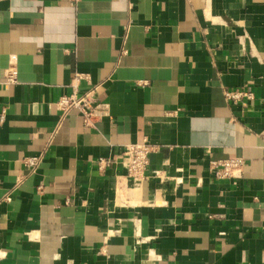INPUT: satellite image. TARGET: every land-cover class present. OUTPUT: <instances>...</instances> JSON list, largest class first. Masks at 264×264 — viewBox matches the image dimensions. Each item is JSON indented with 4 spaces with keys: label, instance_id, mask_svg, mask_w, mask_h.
<instances>
[{
    "label": "crops",
    "instance_id": "crops-1",
    "mask_svg": "<svg viewBox=\"0 0 264 264\" xmlns=\"http://www.w3.org/2000/svg\"><path fill=\"white\" fill-rule=\"evenodd\" d=\"M76 73L110 103L96 128L57 108ZM5 107L0 264H264V0H0ZM143 140L136 184L115 160Z\"/></svg>",
    "mask_w": 264,
    "mask_h": 264
},
{
    "label": "built area",
    "instance_id": "built-area-1",
    "mask_svg": "<svg viewBox=\"0 0 264 264\" xmlns=\"http://www.w3.org/2000/svg\"><path fill=\"white\" fill-rule=\"evenodd\" d=\"M4 82L16 83L18 81V68L16 64L6 70ZM87 77L81 73H76L71 82L72 91L69 94L62 95L56 102L57 108L61 112V119L65 118L71 111L77 110L81 116L83 124L88 128H96L97 124L106 117L111 115V106L109 102L103 101L98 96L100 84H90V86L80 91L82 82ZM88 81V80H87ZM226 101L237 103L244 100L254 98V92L250 87L245 88H228L224 90ZM6 107L0 112V122H4L6 118ZM177 111L171 112L176 114ZM157 149V146L151 144L148 140L127 144L123 152L116 158L119 164L126 169L125 178L133 183H141L146 178V172L150 164V154ZM43 157L27 156L23 159L24 165L31 171L35 172ZM109 160L106 158H98L97 163L100 167H104ZM248 164L247 160L242 157L226 158L212 160L210 168L212 174L218 179H234L242 177L244 169ZM42 188V186H39ZM5 200H12V192L5 195Z\"/></svg>",
    "mask_w": 264,
    "mask_h": 264
}]
</instances>
